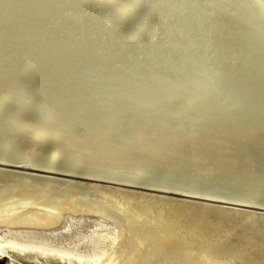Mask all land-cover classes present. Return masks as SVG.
Masks as SVG:
<instances>
[{"label":"bare ground","instance_id":"obj_1","mask_svg":"<svg viewBox=\"0 0 264 264\" xmlns=\"http://www.w3.org/2000/svg\"><path fill=\"white\" fill-rule=\"evenodd\" d=\"M0 255L264 264V0H0Z\"/></svg>","mask_w":264,"mask_h":264},{"label":"rangeland","instance_id":"obj_2","mask_svg":"<svg viewBox=\"0 0 264 264\" xmlns=\"http://www.w3.org/2000/svg\"><path fill=\"white\" fill-rule=\"evenodd\" d=\"M10 258V259H9ZM9 258H8V256L6 255V256H2V255H0V264H47V263H45V262H37V261H35L34 262V260H25V259H22V260H20V259H15L16 260V262H15V260H11L12 258L9 256ZM10 260V261H9ZM24 260V261H23ZM33 261V262H32ZM31 262V263H30ZM51 263L50 264H57L58 263V261L57 260H51L50 261ZM49 264V263H48Z\"/></svg>","mask_w":264,"mask_h":264},{"label":"water","instance_id":"obj_3","mask_svg":"<svg viewBox=\"0 0 264 264\" xmlns=\"http://www.w3.org/2000/svg\"><path fill=\"white\" fill-rule=\"evenodd\" d=\"M172 193H174V192H172ZM170 194V193H169ZM175 194H180V193H175ZM222 202V201H221ZM223 202H226V201H223ZM227 204V203H226ZM235 204H237V203H235ZM239 204V203H238ZM242 206H240V205H236V206H240V207H246V208H250V207H248V206H250V205H246V204H241ZM256 207V206H255ZM257 208H261V207H257Z\"/></svg>","mask_w":264,"mask_h":264}]
</instances>
